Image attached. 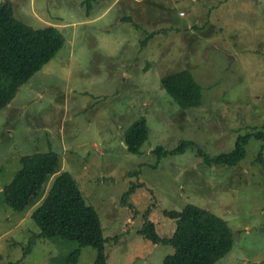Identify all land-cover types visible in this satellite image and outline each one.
Instances as JSON below:
<instances>
[{
  "label": "rangeland",
  "instance_id": "rangeland-1",
  "mask_svg": "<svg viewBox=\"0 0 264 264\" xmlns=\"http://www.w3.org/2000/svg\"><path fill=\"white\" fill-rule=\"evenodd\" d=\"M34 28L64 37L54 59L0 111V264H67L78 247L62 238L26 246L39 230L31 206L13 210L4 188L38 153L59 156V172L75 177L99 212L108 264H163L173 254L140 235L144 214L162 237L177 221L165 210L189 204L230 226L234 245L216 264H264V171L251 139L236 165H208L234 150L239 136L264 131V0H0ZM149 38V40H146ZM189 70L202 88V107L184 111L161 79ZM145 120L139 153L126 133ZM184 142V154L159 157ZM264 161V149L262 150ZM143 184L142 187H139ZM134 188V190H133ZM47 189V188H46ZM131 195L124 201L126 192ZM83 248L77 264H95Z\"/></svg>",
  "mask_w": 264,
  "mask_h": 264
},
{
  "label": "trees",
  "instance_id": "trees-1",
  "mask_svg": "<svg viewBox=\"0 0 264 264\" xmlns=\"http://www.w3.org/2000/svg\"><path fill=\"white\" fill-rule=\"evenodd\" d=\"M63 45L64 37L55 27L34 29L16 19L12 7L0 5V111L6 109L20 88L56 57ZM161 86L182 110L202 107V88L189 70L164 76ZM148 137L149 128L145 120L133 123L126 133L128 150L139 153ZM251 139L262 143L257 159L264 171V131L239 136L233 151L215 158L202 150L199 153L208 165L233 166L246 157V146ZM192 145L191 142H184L172 151L158 147L154 152L159 157L180 155ZM21 163L22 168L17 171L11 184L4 188V196L6 203L15 211H25L35 206L30 216L39 232L30 238L24 259L33 251L37 241L62 238L78 245L63 259L64 263L77 264L83 248L93 247L98 251L95 264H108L106 245L117 240V237H105L101 216L87 202L75 177L67 171L59 172L57 153L25 156ZM131 193L132 190L126 192L124 201ZM150 214V210H147L143 215L144 225L140 235L154 245L173 247V254L167 256L163 264H216L233 248L230 226L207 209L189 204L183 211L165 210L163 215L166 218L177 221V229L170 237L158 234Z\"/></svg>",
  "mask_w": 264,
  "mask_h": 264
},
{
  "label": "water",
  "instance_id": "water-1",
  "mask_svg": "<svg viewBox=\"0 0 264 264\" xmlns=\"http://www.w3.org/2000/svg\"><path fill=\"white\" fill-rule=\"evenodd\" d=\"M6 5V4H5Z\"/></svg>",
  "mask_w": 264,
  "mask_h": 264
}]
</instances>
